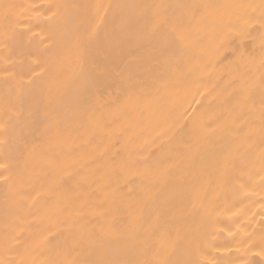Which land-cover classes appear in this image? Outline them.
<instances>
[{
	"label": "bare ground",
	"instance_id": "6f19581e",
	"mask_svg": "<svg viewBox=\"0 0 264 264\" xmlns=\"http://www.w3.org/2000/svg\"><path fill=\"white\" fill-rule=\"evenodd\" d=\"M0 264H264V0H0Z\"/></svg>",
	"mask_w": 264,
	"mask_h": 264
}]
</instances>
